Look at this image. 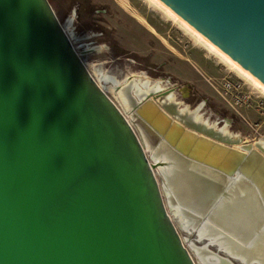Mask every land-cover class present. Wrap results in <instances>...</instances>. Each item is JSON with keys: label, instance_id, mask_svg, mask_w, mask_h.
I'll return each instance as SVG.
<instances>
[{"label": "water", "instance_id": "1", "mask_svg": "<svg viewBox=\"0 0 264 264\" xmlns=\"http://www.w3.org/2000/svg\"><path fill=\"white\" fill-rule=\"evenodd\" d=\"M161 1L264 83V0ZM132 102L50 0H0V264H264V138Z\"/></svg>", "mask_w": 264, "mask_h": 264}, {"label": "rangeland", "instance_id": "2", "mask_svg": "<svg viewBox=\"0 0 264 264\" xmlns=\"http://www.w3.org/2000/svg\"><path fill=\"white\" fill-rule=\"evenodd\" d=\"M50 2L64 25L72 7L77 5L81 22L91 19L97 24L87 29L104 32V37L98 40L101 49L86 56L98 74L100 70L124 83L131 77L145 82L148 80L149 83L159 82L165 87L169 80L171 86L188 84L197 92V97L192 102L185 101V105L198 108L208 98V104L201 107L199 113L205 114L211 121L222 122L227 116L233 117L236 124L231 129L242 133L244 139L250 142L264 138V94L205 45L196 42L181 23L169 19L163 9L149 0ZM106 43L114 46L115 53L111 56L105 52L108 49L104 45ZM103 81L123 109L126 108L117 94L118 90L111 88L113 83ZM176 95L181 99L180 93ZM127 114L130 117L129 111ZM147 151L152 157V151ZM156 173L163 185L159 168ZM163 192L168 205L165 190ZM168 210L170 212L169 205ZM176 225L195 258L194 250ZM196 262L200 264L197 259Z\"/></svg>", "mask_w": 264, "mask_h": 264}, {"label": "flooded vegetation", "instance_id": "3", "mask_svg": "<svg viewBox=\"0 0 264 264\" xmlns=\"http://www.w3.org/2000/svg\"><path fill=\"white\" fill-rule=\"evenodd\" d=\"M79 7L77 5L73 6L71 9V13L67 20V24L64 25L72 39V42L80 53L82 58L101 49V44H99L98 40L104 37V32L97 31L94 28L87 29L88 26H96L97 24L93 22L91 19L81 20L80 14L78 12ZM58 15V14H57ZM59 17V16H58ZM107 46V50H105L108 56L115 53L112 44H104ZM136 79H132L131 77L128 80H125L124 84L134 83ZM147 85H149V91H146L144 87H139V92L141 94H147L150 97H158L161 98L163 103L168 106V108L172 112H176L175 114L184 118L186 121L190 122L191 124L198 126L203 130H207L208 132H212L218 136H221L227 144L232 146H238L244 142H249L248 140L244 139L242 133H235L231 127L235 126V119L233 117L227 116L226 120L220 121H211L209 118L205 117V114L199 113L200 108L204 105L208 104V98L201 103L198 108H192L188 105H185V101L192 102L197 97V92L193 91L191 86L188 84L180 85L174 84L170 85V80L167 83V86H162L159 82L149 83L147 80ZM149 83V84H148ZM141 89V90H140ZM135 90L130 91V96L133 98H137V92ZM177 93H180V97H177ZM157 100L156 98H154ZM158 101V100H157ZM135 109V108H134ZM175 109V110H174ZM223 111H220V113ZM217 119H220L217 118ZM224 122V123H223ZM239 142H242L239 144Z\"/></svg>", "mask_w": 264, "mask_h": 264}, {"label": "bare ground", "instance_id": "4", "mask_svg": "<svg viewBox=\"0 0 264 264\" xmlns=\"http://www.w3.org/2000/svg\"><path fill=\"white\" fill-rule=\"evenodd\" d=\"M151 3L156 5L157 7L163 9L165 13L168 15L169 19L181 23L187 32H190L194 40L196 42H199V44L205 45L208 50L214 55H217L218 58L224 61L233 71H236L240 75H242L245 79L249 80V82L252 84V86L255 89H258L260 92L264 94V83L261 82L258 78H256L253 74H251L249 71H247L245 68H243L239 63H237L235 60H233L229 55H227L225 52H223L219 47H217L215 44H213L209 39H207L204 35H202L199 31L194 29L188 22H186L183 18H181L179 15H177L171 8H169L167 5H165L161 0H149ZM100 77L105 81H110L113 83L111 86L112 89H116L118 96L120 97L122 104L128 111L130 110V107L134 102H132V97L130 96V91L135 90L134 92H137L141 94L138 90L139 87L146 89L144 92L149 91V85L145 81L142 80H135L134 83H130L128 85H124V82H118L117 79L114 77L102 72L99 70ZM149 84V83H148ZM141 90V89H140ZM175 110V109H174ZM176 113V112H175ZM144 140L146 142V145L148 148L150 145V140L147 138V136L144 134ZM264 145V144H263ZM152 152H159V154L153 156L156 159H167V154L163 151V149L159 146L155 147V149ZM172 167V166H171ZM170 172V167L167 168ZM190 187V186H189ZM194 188L198 189L199 191H202L200 187L197 185H194Z\"/></svg>", "mask_w": 264, "mask_h": 264}]
</instances>
